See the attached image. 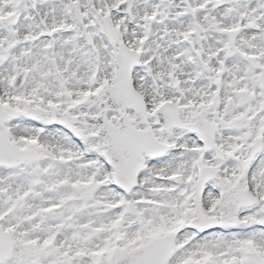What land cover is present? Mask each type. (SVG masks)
I'll return each mask as SVG.
<instances>
[{
	"label": "snow or ice",
	"instance_id": "1",
	"mask_svg": "<svg viewBox=\"0 0 264 264\" xmlns=\"http://www.w3.org/2000/svg\"><path fill=\"white\" fill-rule=\"evenodd\" d=\"M0 264H264V0H0Z\"/></svg>",
	"mask_w": 264,
	"mask_h": 264
}]
</instances>
